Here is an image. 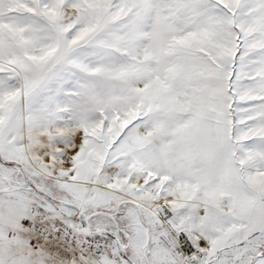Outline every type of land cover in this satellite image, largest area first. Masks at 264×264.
I'll return each instance as SVG.
<instances>
[{"label":"snow or ice","instance_id":"6c2138e0","mask_svg":"<svg viewBox=\"0 0 264 264\" xmlns=\"http://www.w3.org/2000/svg\"><path fill=\"white\" fill-rule=\"evenodd\" d=\"M0 264H264V0H0Z\"/></svg>","mask_w":264,"mask_h":264}]
</instances>
